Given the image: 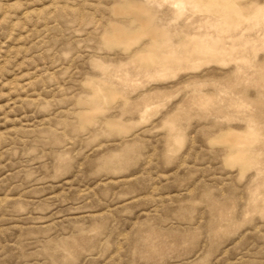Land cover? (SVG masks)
Instances as JSON below:
<instances>
[{"label": "rangeland", "instance_id": "374dc122", "mask_svg": "<svg viewBox=\"0 0 264 264\" xmlns=\"http://www.w3.org/2000/svg\"><path fill=\"white\" fill-rule=\"evenodd\" d=\"M0 264H264V0H0Z\"/></svg>", "mask_w": 264, "mask_h": 264}]
</instances>
